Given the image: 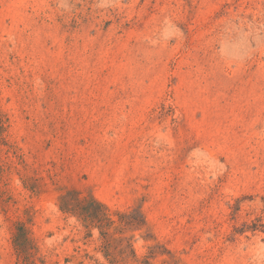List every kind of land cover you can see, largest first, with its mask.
I'll use <instances>...</instances> for the list:
<instances>
[{
	"label": "rangeland",
	"instance_id": "obj_1",
	"mask_svg": "<svg viewBox=\"0 0 264 264\" xmlns=\"http://www.w3.org/2000/svg\"><path fill=\"white\" fill-rule=\"evenodd\" d=\"M69 188L142 211L136 260ZM19 223L38 264H264V0H0V264Z\"/></svg>",
	"mask_w": 264,
	"mask_h": 264
},
{
	"label": "trees",
	"instance_id": "obj_2",
	"mask_svg": "<svg viewBox=\"0 0 264 264\" xmlns=\"http://www.w3.org/2000/svg\"><path fill=\"white\" fill-rule=\"evenodd\" d=\"M59 208L63 213L76 217L90 230L89 234L94 229L98 230L104 254L108 259L113 257L114 260H110L112 263L137 259L134 235L127 234L147 225L144 214L138 208L130 211L113 210L93 193L85 194L76 188H69L60 195ZM14 245L18 256L16 264H38L37 261L41 259L39 246L24 223L17 225Z\"/></svg>",
	"mask_w": 264,
	"mask_h": 264
}]
</instances>
